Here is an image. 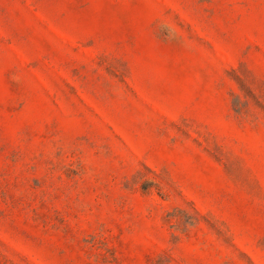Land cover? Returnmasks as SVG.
Returning a JSON list of instances; mask_svg holds the SVG:
<instances>
[{"label":"rangeland","instance_id":"374dc122","mask_svg":"<svg viewBox=\"0 0 264 264\" xmlns=\"http://www.w3.org/2000/svg\"><path fill=\"white\" fill-rule=\"evenodd\" d=\"M264 264V0H0V264Z\"/></svg>","mask_w":264,"mask_h":264},{"label":"trees","instance_id":"16d2710c","mask_svg":"<svg viewBox=\"0 0 264 264\" xmlns=\"http://www.w3.org/2000/svg\"><path fill=\"white\" fill-rule=\"evenodd\" d=\"M156 264H161L160 262H157ZM169 264V263H168Z\"/></svg>","mask_w":264,"mask_h":264}]
</instances>
